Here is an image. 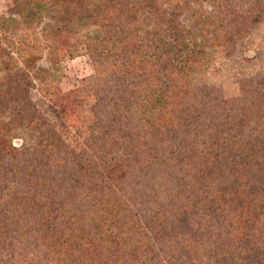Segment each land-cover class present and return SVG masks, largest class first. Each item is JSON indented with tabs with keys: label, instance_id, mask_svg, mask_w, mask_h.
I'll return each mask as SVG.
<instances>
[{
	"label": "trees",
	"instance_id": "16d2710c",
	"mask_svg": "<svg viewBox=\"0 0 264 264\" xmlns=\"http://www.w3.org/2000/svg\"><path fill=\"white\" fill-rule=\"evenodd\" d=\"M204 1L0 14V264H264V0ZM73 44L94 77L62 95Z\"/></svg>",
	"mask_w": 264,
	"mask_h": 264
},
{
	"label": "rangeland",
	"instance_id": "374dc122",
	"mask_svg": "<svg viewBox=\"0 0 264 264\" xmlns=\"http://www.w3.org/2000/svg\"><path fill=\"white\" fill-rule=\"evenodd\" d=\"M13 0H9L7 8L4 10H8L9 8H13ZM201 9L204 15L211 16L214 15L216 12V7L214 3L207 0L204 2H200L198 7ZM3 11V12H4ZM1 14V13H0ZM181 22L183 24H187V16L181 18ZM261 36V35H260ZM245 44V43H244ZM243 45V44H242ZM262 46V39L259 36L254 37L252 40H249L243 47L239 49L241 57L238 55L235 56L232 60V63H226V60L222 61H214L212 60L209 63V75L210 78L216 80L217 82H221L222 80L225 81L227 78L226 76H231L235 73H239L241 70L246 68L248 62H246L245 58L253 59L256 55H258L259 51ZM72 47L76 46L73 44ZM39 67L42 70L48 69V64L43 59L39 63ZM223 69L229 70L226 73L225 77L223 75ZM248 69V68H246ZM52 74V79L57 83L59 90L61 91L62 95H67L72 91L78 90L81 86L87 84H91L94 77V71L92 67L91 59L79 48L74 50V54L72 57L65 56L62 58L60 65L57 70H55ZM225 75V74H224ZM51 102L48 100L44 101V104H41V109L48 115L49 117L53 116V111L51 109ZM20 141L15 140L14 144L17 146Z\"/></svg>",
	"mask_w": 264,
	"mask_h": 264
},
{
	"label": "crops",
	"instance_id": "0c3cea01",
	"mask_svg": "<svg viewBox=\"0 0 264 264\" xmlns=\"http://www.w3.org/2000/svg\"><path fill=\"white\" fill-rule=\"evenodd\" d=\"M9 0H0V13H2L8 6Z\"/></svg>",
	"mask_w": 264,
	"mask_h": 264
}]
</instances>
